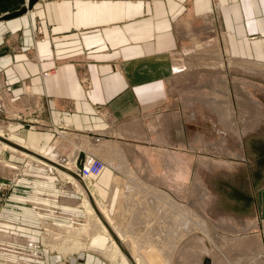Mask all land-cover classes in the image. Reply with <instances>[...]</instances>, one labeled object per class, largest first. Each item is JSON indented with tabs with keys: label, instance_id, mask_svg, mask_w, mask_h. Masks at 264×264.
I'll use <instances>...</instances> for the list:
<instances>
[{
	"label": "crops",
	"instance_id": "1",
	"mask_svg": "<svg viewBox=\"0 0 264 264\" xmlns=\"http://www.w3.org/2000/svg\"><path fill=\"white\" fill-rule=\"evenodd\" d=\"M28 1L0 0V122L6 125L0 127L6 130L11 125L33 151L52 149L61 157L66 146L89 155L86 148L93 142L116 146L126 136L136 137V130L156 133L164 120L165 159H185L186 163L180 161L183 172L176 178L156 173L157 182L152 180L154 173L144 178L155 187L165 185L172 199L188 205L189 156L184 148L190 146L191 112L186 107L162 110L159 102L169 94L165 85L172 83L178 54L218 36L231 57L264 63V0H38L28 13L1 20ZM174 132L181 136L180 146L170 143ZM78 135H82L84 148L74 142ZM93 136L106 138L95 140ZM158 137L149 147L156 148ZM5 163L7 181L0 182V188L14 174L9 160ZM117 170L107 167L85 186L71 179L85 196L81 201L63 192L58 205L78 208L85 198L95 206L96 202L103 204L125 232L133 256L139 249L142 227L152 215L126 204L128 178ZM229 191L233 199L256 201L253 221L264 229L260 215L264 188L253 196L236 187ZM248 213L253 216L255 211L247 210L246 218ZM96 233L89 241L93 249L82 255L75 252L71 264H115L105 256L111 238ZM171 239L167 235L166 249ZM179 241L170 264H206L204 249L191 248L194 243L200 246L203 237L185 233Z\"/></svg>",
	"mask_w": 264,
	"mask_h": 264
},
{
	"label": "rangeland",
	"instance_id": "2",
	"mask_svg": "<svg viewBox=\"0 0 264 264\" xmlns=\"http://www.w3.org/2000/svg\"><path fill=\"white\" fill-rule=\"evenodd\" d=\"M223 44V38L218 36L200 42L199 46L188 47L178 54L173 67L176 74L173 75L172 83L165 85V93L169 94H165L159 106H162L163 111L168 107H174L175 110L186 107L191 112L187 131L190 146L184 148L189 156L188 199L196 211H201L210 235L217 237L213 238L215 243L211 244L200 229L194 228L188 234L204 238L207 243L204 249L206 263L264 264V229L256 227L257 222L253 221L257 216L256 201L250 198L253 201H247V204L240 197L233 199L229 191L236 187L239 192L253 196L264 188V63L241 60L238 63V59L226 54ZM242 62L249 64L247 67L253 68L255 73L237 66ZM206 96L217 98L223 103L220 106L208 105L202 99ZM0 126L6 127L1 122ZM10 126L7 131L4 129L5 132L12 141L22 143L20 134L13 132ZM135 133L136 137L126 136L119 141L121 144L112 146L117 153L110 150V147L93 142L94 147L86 148L89 154L87 157L94 156L104 162L101 173L107 167L120 169L123 159L131 161L132 155L137 157V150L144 154V158L155 155L154 159H146L154 174L165 175V170L172 164L178 162L181 166L180 161L186 163L185 159H165L168 150L164 146V120L159 122L156 133L139 130ZM156 134L159 136L157 146H153L156 148L149 147V144L155 143L153 140ZM81 136L78 135L74 142L84 148ZM105 138L94 137L95 140ZM169 140L177 146L182 143L180 134L176 132L170 133ZM56 146L59 147L57 143ZM72 149L66 146L60 158L67 159L66 154ZM18 153L0 146V182L7 181L3 176L6 161L9 160L8 166L12 167L14 173L13 178L8 179V184L0 188V264H71L75 252L82 255L91 250L92 244L89 241L97 235V231L92 226H85L89 216L84 205L79 203L78 208H64L58 203L63 192L81 201L85 194L80 192L77 183L56 169ZM111 159L113 161L108 162ZM115 159H120V163ZM136 161L141 167L142 158ZM142 169H137L138 173L140 171V180L155 187L144 178L143 172L146 170ZM182 170L181 167L180 173ZM162 182L166 184L165 179ZM164 186L155 188L169 193ZM150 192L146 194L144 191L143 194L156 203L157 198L151 192L152 197ZM159 201L161 206L164 204L163 207H168L167 202H170L168 199L164 201V197ZM250 202L253 203L250 205ZM234 206L241 211L232 208ZM247 210L255 213L253 216L248 213L246 218ZM185 215L188 219L191 216L189 211ZM192 216L190 219L194 218Z\"/></svg>",
	"mask_w": 264,
	"mask_h": 264
},
{
	"label": "bare ground",
	"instance_id": "3",
	"mask_svg": "<svg viewBox=\"0 0 264 264\" xmlns=\"http://www.w3.org/2000/svg\"><path fill=\"white\" fill-rule=\"evenodd\" d=\"M225 52H226V54H228L227 50ZM240 62L241 61L239 59L238 63H240ZM239 65L246 71L254 72V69L250 68V67L248 68L247 66H249V64H247L245 62H242V64H238L237 66H239ZM212 88H214V87H212ZM200 98H202V97H200ZM202 99H203V101L207 102L208 105L211 104L213 106H217V105L220 106V104L223 103L222 101H220L219 99L214 98V97L212 98V97L206 96V97H203ZM0 137L6 139L8 141L16 143L19 146L23 147L24 149L26 148V149L31 150L30 147L24 143L12 141L9 134H7L5 132V130L1 127H0ZM93 145H95V144H93ZM103 145L106 147H112L111 145H108L106 143H104ZM0 146L3 147L4 149L10 151V152H14L15 154L18 152L22 153L25 156H27L29 159L36 161L37 163L44 164L49 168H54L59 173H61L62 175L67 176L69 179L75 178L80 184H82L84 186L89 179V173H90L89 162H90V160L91 161H92V159L98 160L94 156L87 157L89 155H86L83 153L79 154L78 149L71 151L69 156H68V159L58 157L57 156L58 152H56L55 150H52V149L46 150V151L44 150L41 152H39V151L36 152V151L31 150V151L43 156L46 159V161H45L42 158H39L35 155L24 152L22 149H18L16 147L11 146L7 142L2 141L1 139H0ZM110 150L115 152L116 148L110 149ZM115 153H117V152H115ZM81 155L84 156L82 168H80L78 166V163L80 162V159H81ZM120 157H122V156H120ZM139 157L142 158L141 167H139L137 165L136 158L131 159V161H130V159H123V163L119 165V167L121 169V170L120 169L119 170L121 172H123L126 175V177L128 178V182L126 183V189L127 190H125L126 191V195H125L126 204L129 207H131L133 210H135L139 213L141 211H143L142 209H146L152 215V218L149 219L147 222H145V224L142 227L143 234H141L140 239L138 240V244H139L138 248L139 249H137V250L135 249L133 256L130 255L131 258H133L132 261L123 253V251L121 250V248L118 245V242H120V244L130 254V251L127 248V243H125V238H127V237L125 235V232L121 229L120 224L118 222H116V220L108 213V210L106 209V207H104L103 204L95 201L97 209L98 210L100 209L99 211H102L101 214L103 216L101 215V217H99L97 215V213L95 212V209H94L91 201L89 202L87 198H85V200H84L83 204L86 207V210H87V213L89 216V218L87 220L88 224H86L85 226H92L94 228V230H96L102 234L108 232L107 235H109V237L111 238L112 246L109 247V249L105 252V256L108 257L115 264H129V263L130 264H135V263L136 264H170V262H171L170 257L172 256V249H174V253H175L176 248L180 246L178 244L180 242L179 240L182 237H184L185 233L193 232L194 228L200 229L201 233H203L208 238L209 242L211 241L210 243L214 244L215 242H213V240H214L213 238H215L217 236L215 235L213 237V235H210V231H208L207 227L205 226V224H206V222H204L205 218L203 217L200 210L196 211L194 206L191 205L190 203H188V205L182 204L181 202H179L177 200L176 197H174L172 199L166 192H163L162 190H159L158 188L150 186L149 184H146L145 182L140 180V178L138 176L140 171L138 173L137 169L138 170H140L142 168L145 169L146 171L143 172L145 177H150L153 172L151 171L152 166H150L149 163L148 164L146 163V159H144L142 152H139L138 158ZM115 160H118V162L120 163V159H115ZM48 161H53V162L57 163L62 169L55 167L54 165H52ZM99 161H101V160H99ZM112 161H113L112 159H111V161L108 160V162H112ZM101 162L104 165V162L103 161H101ZM133 162H136V163H133ZM132 164H133V166H132ZM126 168L129 169L128 172L126 171ZM180 168H181V166L178 164V162H176L175 164H172L171 167L167 168L165 170V173L170 177L176 178L180 175ZM71 172L76 173L78 175V179L75 176H73L71 174ZM152 175H153L152 180L154 182H157L158 181L156 179L157 175L156 174H152ZM151 188H154V189H151ZM137 189L140 191L141 194L137 193V192H139V191H137ZM144 191L146 192V194H147V192L151 191L154 194V196L157 198L156 203H154L155 201L152 202V200H149L148 197H145L146 195L143 194ZM152 193L150 194L151 196H152ZM159 195H161V197ZM154 196H152V197H154ZM162 197H164V201L166 200V202H167V199L170 200V202H167V205L169 207V208L168 207L167 208L169 210H167V208H165L166 205H165V207H163L164 204L161 206L162 203L159 200ZM95 202H94V204H95ZM192 208H194L195 210H193ZM262 210H264L263 204L260 207V215L262 218H264V214L262 213ZM188 211H189V215L192 216V214H193V216H194L193 219H190L191 216L189 217V219H188V217H186L185 213H188ZM153 222H155V223H153ZM200 222H202V223H200ZM154 224H156L157 228L155 227ZM194 226H196V227H194ZM109 228L116 235L118 242L113 238L112 234L110 233ZM65 229H66V227H65ZM67 229H70V228H67ZM76 229H79V228H76ZM162 230H164V233H162L163 232ZM194 231H196V230H194ZM167 235H170L172 237V239H171L172 242L170 244V240H168V242H167L168 248L166 249V237H167ZM198 236L199 235H195V237H198ZM144 239H146V240H144ZM194 240L196 241L198 239H194ZM219 240H221V239H219ZM221 241H223V240H221ZM190 242L192 244L194 241L193 242L190 241ZM196 243H197V241H196ZM200 243H201L200 246H199V244L197 245L194 243L193 245H195V246H193V247L191 246L192 250L196 249L197 246L199 248H201V250L206 249L207 243L201 242V241H200Z\"/></svg>",
	"mask_w": 264,
	"mask_h": 264
},
{
	"label": "water",
	"instance_id": "4",
	"mask_svg": "<svg viewBox=\"0 0 264 264\" xmlns=\"http://www.w3.org/2000/svg\"><path fill=\"white\" fill-rule=\"evenodd\" d=\"M37 1H38V0H29V1H28V4H27L26 6L22 7V8L19 9L18 11H15V12H12V13H9V14L3 16V17L1 18V20H9V19L17 18V17H19V16H21V15H24V14L28 13V12L33 8V6L37 3ZM0 139H1L2 141L7 142L9 145H11V146H13V147H16V148H18V149H22L24 152L29 153V154H32V155H35V156H37V157H39V158H42L43 160L46 161V159H45L43 156H41L40 154H37V153H35V152H33V151L29 150V149H26V148L24 149L23 147L19 146L18 144L14 143V142H11V141H8V140H6V139H4V138H1V137H0ZM83 160H84V156L81 155L80 162L78 163V166H79L80 168H82ZM48 162L51 163L52 165H54L55 167L61 168L57 163H55V162H53V161H48ZM61 169H62V168H61ZM71 174H72L73 176H75V177L78 179V175H77L76 173L71 172ZM260 203H261V205H262V204L264 205V192H260ZM92 205H93V204H92ZM93 207H94L95 212L97 213V215H98L99 217H101V214H100L99 210L97 209V207L94 206V205H93ZM262 213H264V210H262ZM104 223H105V222H104ZM106 225H107V224H106ZM109 230H110V228H109ZM110 233L112 234L113 238L118 242V239H117L116 235L113 233L112 230H110ZM118 245H119V247L121 248V250L123 251V253H124V254H125V255H126L131 261H132V258H131V256H130V254H129L128 251H127V250H126V249L120 244V242H118Z\"/></svg>",
	"mask_w": 264,
	"mask_h": 264
},
{
	"label": "built area",
	"instance_id": "5",
	"mask_svg": "<svg viewBox=\"0 0 264 264\" xmlns=\"http://www.w3.org/2000/svg\"><path fill=\"white\" fill-rule=\"evenodd\" d=\"M89 164H90L89 177L100 175L101 171L104 168L103 163L99 160L92 159V161L90 160Z\"/></svg>",
	"mask_w": 264,
	"mask_h": 264
}]
</instances>
